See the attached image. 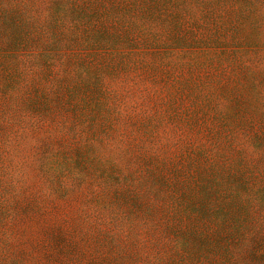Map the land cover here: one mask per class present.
Returning <instances> with one entry per match:
<instances>
[{"label": "rangeland", "instance_id": "rangeland-1", "mask_svg": "<svg viewBox=\"0 0 264 264\" xmlns=\"http://www.w3.org/2000/svg\"><path fill=\"white\" fill-rule=\"evenodd\" d=\"M0 264H264V0H0Z\"/></svg>", "mask_w": 264, "mask_h": 264}]
</instances>
